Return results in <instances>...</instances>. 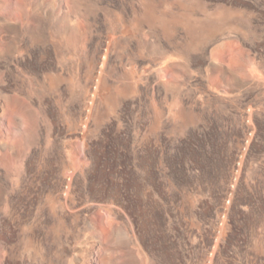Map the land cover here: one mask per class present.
I'll use <instances>...</instances> for the list:
<instances>
[{
	"label": "rangeland",
	"instance_id": "obj_1",
	"mask_svg": "<svg viewBox=\"0 0 264 264\" xmlns=\"http://www.w3.org/2000/svg\"><path fill=\"white\" fill-rule=\"evenodd\" d=\"M0 264H264V0H0Z\"/></svg>",
	"mask_w": 264,
	"mask_h": 264
}]
</instances>
